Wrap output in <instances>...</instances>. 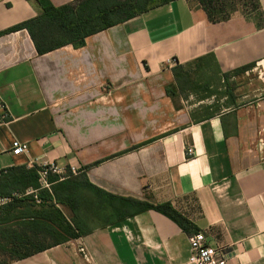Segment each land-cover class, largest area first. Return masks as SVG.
<instances>
[{"label": "crops", "instance_id": "1", "mask_svg": "<svg viewBox=\"0 0 264 264\" xmlns=\"http://www.w3.org/2000/svg\"><path fill=\"white\" fill-rule=\"evenodd\" d=\"M257 2L256 15L237 10L213 22L198 0H173L81 48L39 55L26 30L4 33L40 16L37 1L0 0V177L54 162L79 173L49 174L41 190L72 178L109 195L103 215L92 203L79 210L83 236L11 264H189L195 232L228 248L227 264H264V0ZM206 60L227 89L210 113L182 98L201 83ZM176 65L190 77L184 92ZM15 139L29 144L28 155H12ZM129 198L168 203L189 225L154 209L128 215ZM56 206L70 220V207Z\"/></svg>", "mask_w": 264, "mask_h": 264}, {"label": "trees", "instance_id": "2", "mask_svg": "<svg viewBox=\"0 0 264 264\" xmlns=\"http://www.w3.org/2000/svg\"><path fill=\"white\" fill-rule=\"evenodd\" d=\"M35 1L41 7L42 14L4 33L26 30L37 53L44 55L67 45L81 48L88 37L173 0H75L74 4L60 7H55L49 0ZM253 1L258 10L257 0ZM198 2L213 22L225 21L231 12L237 10L248 14L245 6L223 8L218 0ZM222 10L226 11L225 14L216 18L221 15ZM173 75L180 92L191 87L189 74L183 66L176 65L173 68ZM174 93V88L167 89L168 95L173 96ZM67 173V177L73 176L69 168ZM80 176L85 178V174ZM70 179L72 178L63 181L50 179L51 189L41 190L37 168H13L1 175L0 197L11 200L0 206V250L11 255L10 261L4 264L26 259L45 251L48 246L63 244L83 236L85 227L82 218L78 217V212L86 203H92L96 211L104 214L101 207L105 204V195H109L89 184L87 180L76 182ZM79 189L93 193L95 200L89 201ZM30 190L35 192L27 194ZM125 202L128 215L154 209L177 220L185 229L189 225L168 203L153 206L131 198L125 199ZM56 205L70 207L73 213L70 220Z\"/></svg>", "mask_w": 264, "mask_h": 264}, {"label": "rangeland", "instance_id": "3", "mask_svg": "<svg viewBox=\"0 0 264 264\" xmlns=\"http://www.w3.org/2000/svg\"><path fill=\"white\" fill-rule=\"evenodd\" d=\"M218 3L221 7L226 8L229 7H243L245 6L247 12L250 15H256L258 10L255 8V4L253 0H218ZM219 17L220 18L225 14V10ZM200 64V63H199ZM198 65H195V68H198ZM202 66H204L205 70L204 73L202 72L199 75L198 81L201 82L200 84H195L193 89V94L186 93L182 96V98H186L187 100H183L186 105H195L193 108L201 110L205 113H210L211 110L208 109L209 107H214L218 109L225 104V99L223 98L224 95L227 94V89H225V84L222 83V79L216 76V66L209 60L202 61ZM201 67V65H200ZM202 69V67H201ZM211 85V86H210ZM210 86V87H209ZM208 98L207 100L203 101L200 105H197L201 99ZM182 100L179 97L176 98V103L180 104ZM199 106L203 109H199ZM68 173L64 174L67 175ZM6 205V204H5ZM4 206V205H3ZM11 259V255L5 253L4 251L0 250V264H4L9 262Z\"/></svg>", "mask_w": 264, "mask_h": 264}, {"label": "built area", "instance_id": "4", "mask_svg": "<svg viewBox=\"0 0 264 264\" xmlns=\"http://www.w3.org/2000/svg\"><path fill=\"white\" fill-rule=\"evenodd\" d=\"M30 152L29 144L22 143L18 140H13L11 143V153L14 156L28 155ZM189 157L193 156L192 149L187 150ZM32 164V163H31ZM32 168H37L39 173V181L42 188L49 186L47 177L49 174L65 177L67 172L62 170L56 163H44L42 165H31ZM70 173L76 175L79 170L75 167H69ZM34 192H27L32 194ZM36 198V197H35ZM8 198L0 197V206H3L10 202ZM36 202L39 200L36 198ZM191 254L189 258V264H227L230 256L228 248H215L207 244L205 234L203 232H195L189 237Z\"/></svg>", "mask_w": 264, "mask_h": 264}]
</instances>
